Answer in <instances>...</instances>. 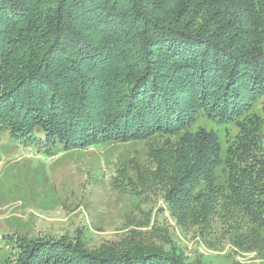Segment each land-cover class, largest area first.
<instances>
[{
  "label": "trees",
  "instance_id": "1",
  "mask_svg": "<svg viewBox=\"0 0 264 264\" xmlns=\"http://www.w3.org/2000/svg\"><path fill=\"white\" fill-rule=\"evenodd\" d=\"M261 114L264 0H0V134L50 154L165 136L151 178L178 223L207 227L235 205L264 229ZM200 117L237 133L222 147L192 129ZM114 181L144 192L143 177ZM13 244L15 264H202L152 244Z\"/></svg>",
  "mask_w": 264,
  "mask_h": 264
},
{
  "label": "rangeland",
  "instance_id": "2",
  "mask_svg": "<svg viewBox=\"0 0 264 264\" xmlns=\"http://www.w3.org/2000/svg\"><path fill=\"white\" fill-rule=\"evenodd\" d=\"M198 127L215 131L222 147L237 133L235 125L206 117L192 129ZM165 140L101 142L50 154L0 134V264H15L18 235L80 238L93 251L125 242L175 247L187 262L202 264H264V229L249 223L235 205L227 215L220 207L207 227L178 223L164 185L151 178L149 149ZM118 176L143 177L144 192L121 191L114 181ZM218 203L225 204L222 198Z\"/></svg>",
  "mask_w": 264,
  "mask_h": 264
}]
</instances>
